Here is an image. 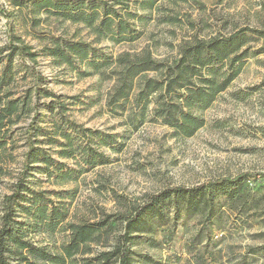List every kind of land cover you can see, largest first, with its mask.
<instances>
[{"label": "rangeland", "instance_id": "rangeland-1", "mask_svg": "<svg viewBox=\"0 0 264 264\" xmlns=\"http://www.w3.org/2000/svg\"><path fill=\"white\" fill-rule=\"evenodd\" d=\"M130 1L136 10L137 0ZM32 7L16 9L8 0H0L1 96L24 99L32 93L17 122L3 130L9 129V139L0 159V213L4 196L12 193L23 168L25 128L37 114L45 128L55 120L43 105L51 99L41 98L35 106L33 90L39 72L47 80L44 89L62 96L68 104L67 119L95 132L94 146L113 138L111 146L100 149L109 161L105 166L80 172L83 166L66 161L78 174L65 183H57L44 172H35L30 179L36 190L69 193V222H97L107 215L124 217L134 206L164 191L207 186L246 172L261 174L236 191L218 192L207 209H194L173 198L164 208L165 219L150 221L151 231L134 243L133 250L135 264H264V39L248 37L243 50H248L250 58L231 86L202 113L205 126L188 139L175 138L172 129L151 114L143 117L129 106L123 114L109 109L106 100L114 85L109 79L112 67L103 78L87 63L73 71L41 55L53 38L63 37L94 43L104 58L116 60L124 53L147 50L156 59L173 63L184 38L229 37L244 29L264 31V0H165L159 4L160 11L152 13V20L136 22L140 37L122 43L111 37L97 43L84 25L45 12L37 14ZM3 9L11 16L14 36L40 55L36 62L13 58L6 78L3 72L11 60L6 59L10 38ZM170 16L178 21L172 22ZM121 229L117 225L109 244ZM67 236L61 230L53 236L39 229L31 233L35 242L53 248Z\"/></svg>", "mask_w": 264, "mask_h": 264}, {"label": "trees", "instance_id": "trees-1", "mask_svg": "<svg viewBox=\"0 0 264 264\" xmlns=\"http://www.w3.org/2000/svg\"><path fill=\"white\" fill-rule=\"evenodd\" d=\"M163 1L137 0L136 10H133L130 0H8L16 9L32 5L37 14L45 12L64 22L84 25L95 35L97 43L107 37L117 43L137 40L142 33L136 22L152 20V13L160 11L159 4ZM1 13L7 21L10 38L6 59L11 61L3 72L6 78L11 74L13 58L27 63L28 60L36 62L40 55L33 52L32 47L20 43L21 40L14 36L11 16L4 9ZM169 20L174 22L178 18L170 16ZM250 35L264 39V31L250 29L229 37L194 35L184 38L178 47V59L173 63L160 61L147 50L134 55L124 53L116 60L109 56L104 58L94 43L63 37L53 38L41 55L73 71H79L87 63L101 72L103 78L112 67L109 79L114 85L106 100L109 109H119L123 114L129 106V110L139 111L143 117L151 114L154 120L170 127L175 138L188 139L205 126L202 113L231 86L250 58L248 50H243ZM45 83L43 75L36 72L35 106L41 98L51 99L43 105L55 120L50 123L51 127L45 128L37 114L25 128L27 151L23 168L12 193L2 201L0 264H135L134 243L149 234L150 221L165 219L164 208L173 198L194 209H207L218 192L236 191L250 178L261 176L246 172L235 178L214 180L207 186L180 187L134 206L124 217L107 215L97 222H69L70 210L66 204L69 193L36 190L30 179L35 172H44L57 183H65L78 174L66 161L83 166L80 172L105 166L109 161L100 149L111 146L113 138L102 139L97 147L94 146L95 132L67 119L68 104L62 96L44 89ZM31 94L24 99H12L11 94L1 96L0 92V159L7 151L9 139V129L3 130L17 122L32 100ZM117 225H121V233L109 244ZM34 229L50 236L61 230L68 233L67 240L55 248L38 244L31 239Z\"/></svg>", "mask_w": 264, "mask_h": 264}]
</instances>
